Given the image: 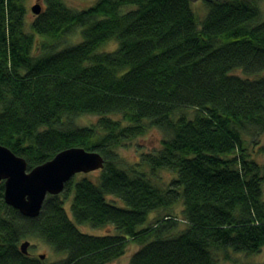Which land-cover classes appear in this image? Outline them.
I'll return each mask as SVG.
<instances>
[{"label": "trees", "instance_id": "1", "mask_svg": "<svg viewBox=\"0 0 264 264\" xmlns=\"http://www.w3.org/2000/svg\"><path fill=\"white\" fill-rule=\"evenodd\" d=\"M200 1L202 21L193 0H98L83 11L44 0L28 23L26 0H0V144L28 171L70 148L104 158L99 183L73 178L34 219L6 204L0 182V264H113L131 242L130 264H218V252L262 251L264 146L253 151L262 162L250 151L264 135L262 0ZM37 37L52 44L41 54ZM111 41L115 51L98 53ZM82 116L98 120L81 126ZM151 128L161 147L125 169L118 151ZM163 171L173 174L167 185ZM29 239L64 258L23 254Z\"/></svg>", "mask_w": 264, "mask_h": 264}, {"label": "rangeland", "instance_id": "2", "mask_svg": "<svg viewBox=\"0 0 264 264\" xmlns=\"http://www.w3.org/2000/svg\"><path fill=\"white\" fill-rule=\"evenodd\" d=\"M98 0H65L66 5L76 11H83L86 10L92 6H94L97 3ZM36 5H40L42 8L44 7V0H26L25 6L27 8V21L30 23L36 15L32 12V8ZM259 7L262 11V19L264 21V0L259 2ZM193 8L195 13L197 14V17L200 21L203 20L205 17L207 11L200 0H193ZM29 29V24L28 28ZM80 37L79 32L76 34ZM79 37H72L71 40H62L61 42H58L54 44L56 48L63 49L64 47L70 45L72 42H78L81 41V38ZM71 42V43H70ZM43 44H49L50 41H47L45 39L37 37V42H36V53L41 54L42 52V45ZM53 45V46H54ZM118 48V43L116 41H111L107 43L106 45L102 46L99 50L98 53L102 52H113ZM236 75L242 76V72L237 71L235 72ZM98 118L95 116H82L77 118L76 122L81 125V126H90L92 124H95L97 122ZM164 139V135L161 131L155 128L149 129L148 133L131 142L130 144L127 145V147L122 148L118 151L121 159H122V164L125 169L133 166L135 163H137L140 160V156L143 154L147 153H152L155 150L159 149L161 147V141ZM256 142H258V145L255 146H250V151L251 153L258 152L259 151V146H264V135H261L255 139ZM258 154V153H257ZM254 157H256L260 162H262V157L259 155H255L253 153ZM92 179L97 177L99 175V171L93 172L92 174H88ZM83 174H78L74 177L75 181H78L82 178ZM161 177V182L164 185H167V183L173 178V174L169 171H163L160 173ZM96 183H99L98 180L94 179ZM109 199L115 200L114 197H110ZM118 206H124V204L121 201H117ZM66 208L68 210L69 215H71V210H70V203L66 205ZM183 210V205L182 203H179L175 208L174 212H176L177 216L181 215V212ZM155 217L156 214H152L150 216V219ZM184 224L181 223L179 226V229H183ZM78 229L89 236H95V237H102V236H107V235H116L117 231L115 228L112 226L109 227H101V228H93L90 225H78ZM31 243V246L29 247V252L31 255L34 257H39L41 255H45L46 261L49 263H54L57 261H60L64 258L63 255H58L52 251V249L47 246L44 242L40 240H34V239H29L27 240ZM139 246L135 242H131L128 246L126 254L120 258L118 261L114 262L113 264H130L131 258L133 255L138 251ZM229 259L225 260V253L218 252L216 254V258L218 260V264H264V248L262 251L258 254L254 255H246L244 253H235L232 250H229L227 253Z\"/></svg>", "mask_w": 264, "mask_h": 264}, {"label": "water", "instance_id": "3", "mask_svg": "<svg viewBox=\"0 0 264 264\" xmlns=\"http://www.w3.org/2000/svg\"><path fill=\"white\" fill-rule=\"evenodd\" d=\"M40 15L42 7L32 8ZM104 158L83 148H70L57 154L52 160L28 171L25 159L0 144V182L5 183V202L24 217L37 218L48 196L61 195L65 186L78 174H90L103 170ZM29 241L21 245L23 254H29ZM45 260V255L39 256Z\"/></svg>", "mask_w": 264, "mask_h": 264}]
</instances>
